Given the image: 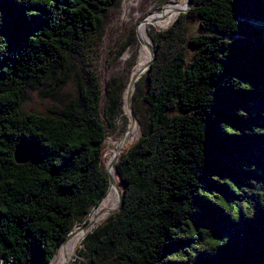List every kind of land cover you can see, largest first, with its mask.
I'll return each instance as SVG.
<instances>
[{
	"label": "trees",
	"instance_id": "obj_1",
	"mask_svg": "<svg viewBox=\"0 0 264 264\" xmlns=\"http://www.w3.org/2000/svg\"><path fill=\"white\" fill-rule=\"evenodd\" d=\"M118 4L0 0V259L49 264L111 189L104 143L123 97L109 84L101 107L89 52ZM153 43L148 123L114 163L122 206L76 264H264V0H191ZM76 60L72 99L25 108Z\"/></svg>",
	"mask_w": 264,
	"mask_h": 264
},
{
	"label": "rangeland",
	"instance_id": "obj_2",
	"mask_svg": "<svg viewBox=\"0 0 264 264\" xmlns=\"http://www.w3.org/2000/svg\"><path fill=\"white\" fill-rule=\"evenodd\" d=\"M171 1L172 0H119V4L116 7L112 6L109 9L105 17L102 32L94 38V44L89 52V60L99 79L101 88V107L106 104L107 86L109 84L115 87L116 93L120 98L123 97V103L114 119V126L108 130L104 143V167H107L108 161L112 159L111 157H113V154L117 150L118 141L122 139L121 136L129 127L130 120L124 99L128 81L133 75L132 71H134V65L137 63L140 55L139 51L142 44L140 39V28L151 13L164 11L170 5ZM188 10L189 9L186 7V12ZM174 20L170 24H172ZM170 24L162 28L150 25L148 32L153 47V41L156 40L158 31L167 28ZM76 61L77 63H75L66 78H57L49 85L42 86L39 90L30 92L25 102V108L48 110L50 108L63 106L72 99L76 94V81L78 79L77 70L80 63L79 60ZM142 80L143 77L137 82L139 89L135 99H132L135 116L140 125V132L132 138V141L127 144L126 147H123L122 151L139 137L143 126L148 123V105L141 100L143 83L139 85V82ZM118 187L119 189L121 188L119 181ZM93 210L94 207L91 209V213ZM90 215L81 218V220L79 219L75 226H82L85 220H89ZM79 248L82 249L81 243ZM73 259H76V261ZM73 259L65 264H76L77 261L84 260V258L79 259L77 254Z\"/></svg>",
	"mask_w": 264,
	"mask_h": 264
},
{
	"label": "bare ground",
	"instance_id": "obj_3",
	"mask_svg": "<svg viewBox=\"0 0 264 264\" xmlns=\"http://www.w3.org/2000/svg\"><path fill=\"white\" fill-rule=\"evenodd\" d=\"M186 3L187 0H172L170 5L164 11L151 13L148 16V18L143 22L140 28V39L142 43L141 49L139 51L140 55L137 63L134 65V71H132L133 72L132 76L136 77L132 88V95L135 92V90H137L136 84L144 75L146 68H148L147 65L152 56L151 37L149 36V32H148L150 29V25H155V27L157 28H162L170 24L183 10ZM130 129L131 130L128 138L126 140L121 139L120 141H118L117 148L120 147L123 148L124 146L126 147V145L132 141V138L140 132V125L137 122V120L130 127ZM109 161L106 168H108L107 169L108 174L110 175L111 178V182H110L111 189L108 195L100 203V205L97 208H95L91 213V215L89 216L88 222L90 226L96 225L97 223L103 221L109 215L110 211L116 208L119 203L118 181L116 178L114 168L112 169L109 168V164H110ZM85 234H86V230L83 228V226L76 227L74 231L67 237V239L62 244L63 245L62 249L60 251H58L60 248L57 250L52 264H65L69 262L71 259H73V257L78 252L79 245L82 242Z\"/></svg>",
	"mask_w": 264,
	"mask_h": 264
},
{
	"label": "water",
	"instance_id": "obj_4",
	"mask_svg": "<svg viewBox=\"0 0 264 264\" xmlns=\"http://www.w3.org/2000/svg\"><path fill=\"white\" fill-rule=\"evenodd\" d=\"M191 6V0H187V9H189ZM181 12H186V9H184L183 11ZM151 53H152V56H151V59L147 65V67L149 66V64L151 63L152 59L154 58V55H155V51H154V47L151 46ZM147 69V68H146ZM135 78L136 77H130L129 81H128V84H127V91H126V95H125V99H124V103L126 104V108L128 110V116H129V120H130V123H129V127L128 129L124 132V134L121 136L122 139H127L128 136H129V133H130V127L135 123V121L137 120L136 119V116H135V113H134V110H133V104H132V88H133V85H134V82H135ZM116 153L113 154V157L112 159L110 160V164H109V168H114V163L116 162L117 160V157L119 156V154L122 152V147L120 148H116ZM27 155L28 153L23 149V147H21L20 149H18L16 152H15V159L17 162H24L26 161L27 159ZM105 170L107 171L108 173V170L107 168L105 167ZM115 170V168H114ZM109 176V175H108ZM111 182V178L109 176V184ZM120 183V182H119ZM120 186L121 183H120ZM122 203H123V200H122V190L119 189V203H118V206L116 208H114L113 210L110 211L109 215L115 211H118L121 206H122ZM83 228L87 231L91 230L95 225L93 226H90L89 222L85 223L82 225ZM69 236V234L66 236V238L63 240V242L61 243V245L64 243V241L67 239V237ZM59 248V247H58ZM57 248V249H58ZM56 249V251H57ZM56 251L54 252L53 254V257L52 259L50 260L49 263L52 264L53 260H54V256L56 254Z\"/></svg>",
	"mask_w": 264,
	"mask_h": 264
},
{
	"label": "built area",
	"instance_id": "obj_5",
	"mask_svg": "<svg viewBox=\"0 0 264 264\" xmlns=\"http://www.w3.org/2000/svg\"><path fill=\"white\" fill-rule=\"evenodd\" d=\"M0 264H26V263L25 262H16L12 258H8V259L1 258L0 259ZM49 264H51V263H49Z\"/></svg>",
	"mask_w": 264,
	"mask_h": 264
}]
</instances>
